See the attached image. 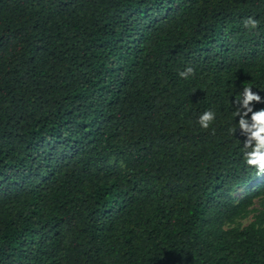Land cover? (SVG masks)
Wrapping results in <instances>:
<instances>
[{
	"label": "trees",
	"instance_id": "1",
	"mask_svg": "<svg viewBox=\"0 0 264 264\" xmlns=\"http://www.w3.org/2000/svg\"><path fill=\"white\" fill-rule=\"evenodd\" d=\"M249 86L264 0H0V264H264Z\"/></svg>",
	"mask_w": 264,
	"mask_h": 264
},
{
	"label": "clouds",
	"instance_id": "2",
	"mask_svg": "<svg viewBox=\"0 0 264 264\" xmlns=\"http://www.w3.org/2000/svg\"><path fill=\"white\" fill-rule=\"evenodd\" d=\"M246 29H256L258 21L248 17L243 21ZM181 78L188 79L194 75V69L188 67L179 74ZM236 106L234 115L238 118L237 127L231 131L245 137L243 142V159L248 168L254 169L257 176H264V109L255 110L254 104L264 103L261 95L254 92L252 87H244L239 97L233 101ZM216 119V114L211 110L204 111L198 118L197 123L202 130H208Z\"/></svg>",
	"mask_w": 264,
	"mask_h": 264
},
{
	"label": "rangeland",
	"instance_id": "3",
	"mask_svg": "<svg viewBox=\"0 0 264 264\" xmlns=\"http://www.w3.org/2000/svg\"><path fill=\"white\" fill-rule=\"evenodd\" d=\"M258 183L251 185L250 186V190L255 189V187H257ZM250 192H247V189H242L240 191L237 192L236 196H238V198H242L243 196L247 195ZM252 212L243 219L238 220V222L236 223L237 226L240 227H245L251 223H253L254 221H256L257 216L261 213L264 212V197H255L254 199V205L251 206ZM234 225V226H236Z\"/></svg>",
	"mask_w": 264,
	"mask_h": 264
}]
</instances>
